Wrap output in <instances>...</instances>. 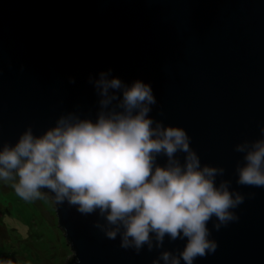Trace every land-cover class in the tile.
Masks as SVG:
<instances>
[{
  "label": "water",
  "instance_id": "water-1",
  "mask_svg": "<svg viewBox=\"0 0 264 264\" xmlns=\"http://www.w3.org/2000/svg\"><path fill=\"white\" fill-rule=\"evenodd\" d=\"M109 69L129 86L150 84L159 102L150 116L185 128L202 164L224 166L237 187L233 146L264 125V0H0L3 141L28 125L39 135L77 106L95 119L89 76ZM237 190L256 197L236 209L239 223L212 232L216 254L194 264H264V189ZM53 205L73 253L65 264H151L185 243L138 256L93 228L97 216Z\"/></svg>",
  "mask_w": 264,
  "mask_h": 264
},
{
  "label": "clouds",
  "instance_id": "clouds-1",
  "mask_svg": "<svg viewBox=\"0 0 264 264\" xmlns=\"http://www.w3.org/2000/svg\"><path fill=\"white\" fill-rule=\"evenodd\" d=\"M111 72L89 76L99 98L95 119L77 106L39 135L28 125L14 144L0 138V180L12 182L24 201L51 193L57 207L67 203L82 216H97L93 228L108 240L119 237V247L138 256L164 249L166 239L185 242L159 251L151 264H194L215 255L212 232L239 223L236 209L256 197L237 189H264V125L259 138L233 146L240 154L234 188L224 166L202 164L185 128L150 116L159 104L150 84L129 86Z\"/></svg>",
  "mask_w": 264,
  "mask_h": 264
},
{
  "label": "rangeland",
  "instance_id": "rangeland-1",
  "mask_svg": "<svg viewBox=\"0 0 264 264\" xmlns=\"http://www.w3.org/2000/svg\"><path fill=\"white\" fill-rule=\"evenodd\" d=\"M0 180V264H65L73 256L50 198L24 201Z\"/></svg>",
  "mask_w": 264,
  "mask_h": 264
}]
</instances>
